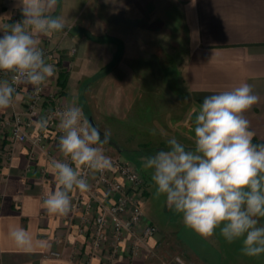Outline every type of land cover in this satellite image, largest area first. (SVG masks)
<instances>
[{
	"label": "crops",
	"instance_id": "0c3cea01",
	"mask_svg": "<svg viewBox=\"0 0 264 264\" xmlns=\"http://www.w3.org/2000/svg\"><path fill=\"white\" fill-rule=\"evenodd\" d=\"M12 1L15 2L0 6V36L6 25L23 19L20 0ZM56 1L51 14L64 20L66 30L51 37L41 36L40 47L46 62L57 71L44 84L39 115L24 126V142L10 138L12 116L24 112L32 87L21 83L19 97L11 107L0 110V150L11 153L7 159L0 157V264H170L172 255L180 256L186 264H263L264 254L243 255L241 242H226L219 230L212 237L203 238L184 223L164 226L162 248H155L156 239H151L142 245L136 258H130V237L126 236L115 260L106 253L92 254L86 246L77 259H71L66 240L55 243L53 237H63L80 212L71 209L66 215H51L43 207L48 192L57 184L48 165L52 159H65L58 149L62 135L59 119L39 146L33 141L39 134L35 121L55 102L63 108L75 106L70 93L81 77L88 81L97 76V83L121 91L120 79L128 76L136 90H152L153 80L141 87L138 64L145 65V72L152 77L153 48L160 44L168 62L171 57L177 60L175 72L195 103V113L204 97L250 84L259 100L244 115L256 134L253 139L264 143V0H195V4L192 0H73L69 18ZM173 9L179 13L177 25L170 13ZM161 29L166 30L168 38L159 37ZM63 35L67 36L66 52L75 53L67 68L56 59L57 52L63 49L58 43ZM9 76L3 73L0 79ZM194 117L195 114L186 149H194ZM101 147L106 156L113 154ZM94 178L92 173L89 182ZM77 192L70 194L71 204ZM101 197L112 200L105 193ZM149 222L154 223L151 219ZM259 222L264 226V218H259ZM14 226L30 232L31 247L15 245L9 237V229ZM83 240L73 233L69 239L70 244Z\"/></svg>",
	"mask_w": 264,
	"mask_h": 264
},
{
	"label": "clouds",
	"instance_id": "9594fccd",
	"mask_svg": "<svg viewBox=\"0 0 264 264\" xmlns=\"http://www.w3.org/2000/svg\"><path fill=\"white\" fill-rule=\"evenodd\" d=\"M54 3L20 0L23 19L5 26L0 36V72L11 74V79H0V110L19 97L14 85H30L33 95L39 96L56 74L40 47L41 36L65 29L64 20L51 14ZM258 100L247 83L206 96L194 117V149H186L172 137L166 149L141 158L143 170L151 173L156 199L164 198L168 208L199 236L210 238L219 230L226 242L240 241L247 257L264 254V226L259 222L264 218V143H253L256 134L244 115ZM56 115L62 132L58 149L65 159H52L48 165L57 184L43 207L51 215H66L71 210L70 194L90 187L81 169L103 172L113 162L81 107L70 105ZM48 125L44 116L35 121L41 131ZM9 237L21 248L33 244L32 235L22 226L11 227Z\"/></svg>",
	"mask_w": 264,
	"mask_h": 264
},
{
	"label": "rangeland",
	"instance_id": "374dc122",
	"mask_svg": "<svg viewBox=\"0 0 264 264\" xmlns=\"http://www.w3.org/2000/svg\"><path fill=\"white\" fill-rule=\"evenodd\" d=\"M11 2L15 1L0 0V6L2 4V6H8ZM56 2L59 8L66 10V17L69 18L68 11L73 5V0H57ZM170 13L174 16V23L177 25L179 23L178 11L173 9ZM66 37L63 35L58 39L59 46L63 49L57 52L56 59L60 63L64 62L63 65L67 68L75 53H70V50L66 52V46H64ZM159 37L168 38L166 30L161 29ZM153 51L152 77L145 72V65L141 62L138 64L139 78L143 80L141 87L153 80L152 90H136L137 87L134 84L131 85L128 76H122L120 79L121 91L112 90L111 87L109 89L108 86L97 83L98 77L93 76L88 81L81 77L73 86L74 89H71L70 94L74 98V105L82 108L84 117L87 120L91 118L97 129L123 149L120 153L113 146L101 143L103 147H106L105 149L113 153L109 157L120 158L134 166L139 172L143 181L142 191H138L144 215L142 222L157 228L155 238L160 239L163 244V227L167 224L172 227L183 224L182 217L168 208L164 198L154 197L151 173L143 170L141 158L166 149V141L172 137L184 145L189 144L192 134L191 118L195 114L193 104L195 103L186 93L180 75L175 72L177 60L171 57L168 62L160 44H157ZM150 219L154 223H150ZM78 227L79 219H73L69 225L70 230L60 238L63 241H69L72 233L77 236ZM66 246L71 247L68 243ZM161 248L162 245L157 249ZM174 256L177 255H172V258Z\"/></svg>",
	"mask_w": 264,
	"mask_h": 264
},
{
	"label": "built area",
	"instance_id": "2783aa9c",
	"mask_svg": "<svg viewBox=\"0 0 264 264\" xmlns=\"http://www.w3.org/2000/svg\"><path fill=\"white\" fill-rule=\"evenodd\" d=\"M45 58L46 54L44 52ZM3 73L0 72V78ZM11 79V74L9 80ZM17 91L20 84L14 85ZM44 101V85L39 96L33 95L31 90L27 106L23 113H14L12 116V130L10 138L13 142H24L27 133L24 126L29 125L34 118L39 115L40 107ZM65 108L59 102H55L54 107L47 109L44 117L49 119L46 130H39L38 137L33 141V145L39 146L47 132L55 126L58 117L56 113ZM2 122L0 121V131ZM42 148V147H41ZM10 152H2L0 157L9 158ZM30 156H33L31 154ZM113 167L103 172H95L92 182L89 179L92 175L86 168H82V175L88 180L89 190L77 192L72 198L71 209L79 211V227L77 236L84 238L83 241H74L71 245V259H77L81 249L86 246L92 254L103 256L107 254L110 260H115L121 249L126 236L130 237V258H136L142 250V245L151 239H156L157 228L144 223L139 192L142 191L143 181L137 169L120 158H111ZM70 163L69 161H65ZM110 195V202L104 200L101 194ZM87 197V200H85ZM156 239L155 248L162 245L161 240ZM55 243H60L62 239L53 237ZM170 264H186L180 256H174Z\"/></svg>",
	"mask_w": 264,
	"mask_h": 264
},
{
	"label": "water",
	"instance_id": "95a60500",
	"mask_svg": "<svg viewBox=\"0 0 264 264\" xmlns=\"http://www.w3.org/2000/svg\"><path fill=\"white\" fill-rule=\"evenodd\" d=\"M66 30V28L64 29V31ZM88 121L97 129V127L95 126V124L93 123L92 119L89 118ZM101 138V143L102 144H106V145H111L113 146L115 149H117L120 153L123 152V149L120 147L119 144L113 142L112 140H110L103 132H101L99 129H97Z\"/></svg>",
	"mask_w": 264,
	"mask_h": 264
},
{
	"label": "trees",
	"instance_id": "16d2710c",
	"mask_svg": "<svg viewBox=\"0 0 264 264\" xmlns=\"http://www.w3.org/2000/svg\"><path fill=\"white\" fill-rule=\"evenodd\" d=\"M253 143H258V142H256V141L253 139Z\"/></svg>",
	"mask_w": 264,
	"mask_h": 264
}]
</instances>
